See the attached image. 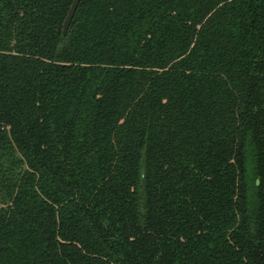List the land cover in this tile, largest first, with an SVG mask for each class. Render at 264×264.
Returning <instances> with one entry per match:
<instances>
[{
	"label": "trees",
	"instance_id": "1",
	"mask_svg": "<svg viewBox=\"0 0 264 264\" xmlns=\"http://www.w3.org/2000/svg\"><path fill=\"white\" fill-rule=\"evenodd\" d=\"M0 0V264H264V0Z\"/></svg>",
	"mask_w": 264,
	"mask_h": 264
},
{
	"label": "water",
	"instance_id": "2",
	"mask_svg": "<svg viewBox=\"0 0 264 264\" xmlns=\"http://www.w3.org/2000/svg\"><path fill=\"white\" fill-rule=\"evenodd\" d=\"M81 2H82V0H74L73 1V4H72V6L70 8V11H69V13L67 15V18H66L64 26H63V33H64L65 36L69 32V29L71 27V24H72V22H73V20L75 18V15L77 13V10H78Z\"/></svg>",
	"mask_w": 264,
	"mask_h": 264
}]
</instances>
